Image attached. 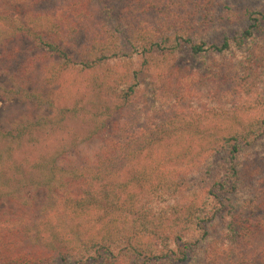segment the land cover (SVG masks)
Masks as SVG:
<instances>
[{
    "label": "trees",
    "instance_id": "1",
    "mask_svg": "<svg viewBox=\"0 0 264 264\" xmlns=\"http://www.w3.org/2000/svg\"><path fill=\"white\" fill-rule=\"evenodd\" d=\"M161 16L153 0H0V64L11 84L0 93L39 110L0 128V264H211L240 244L241 264H264V245L256 244L264 175L252 172L264 114L256 96L240 91L259 61L263 72L253 78L264 77V43L252 45L264 10L249 13L240 37L230 32L232 11L198 4L190 26ZM202 26H216L222 42L208 43ZM183 45L218 57L211 74L220 84L208 94L194 89L198 72L178 66ZM142 72L164 84L152 115L141 103ZM61 75L87 78L78 95L88 90L118 103L61 108L43 95V81ZM81 110L88 111L82 119ZM67 115L83 126L65 125ZM96 140L79 156L83 142ZM221 154L224 167L214 164ZM205 167L218 168L210 183L195 186ZM251 185L263 190L254 194ZM223 201L239 217L212 241L224 207L213 202Z\"/></svg>",
    "mask_w": 264,
    "mask_h": 264
},
{
    "label": "rangeland",
    "instance_id": "2",
    "mask_svg": "<svg viewBox=\"0 0 264 264\" xmlns=\"http://www.w3.org/2000/svg\"><path fill=\"white\" fill-rule=\"evenodd\" d=\"M33 0H29V3H31ZM66 1V0H59V2ZM154 4L159 7V12L161 18L166 19L175 26L182 25L181 21H187L188 25L190 26L193 23H190V16H193L194 9L199 4V7L201 10L208 12L210 9L215 10H222L225 12H230L234 14L233 20H235V24L231 28L230 32L231 35H237L241 36V31H245L248 26V17L249 13L254 10H264V0H153ZM45 5V4H44ZM20 6V5H19ZM18 6V7H19ZM24 5H22L23 7ZM46 6V5H45ZM185 16H188V19ZM180 17V19L178 18ZM161 21L163 22V20ZM177 19V21H176ZM155 22V21H154ZM153 22V23H154ZM161 22V23H162ZM227 24V22H225ZM203 32L207 34L206 38L208 40V43H215L219 45L225 34L223 33H215L217 32L216 26H211L210 29H208L205 26H202ZM207 31V32H206ZM255 42L253 47H256L257 49L262 50V45L260 43H264V19L260 22V26L255 30ZM218 57H216L213 54H207V55H194L191 53L190 49L186 47L185 45L182 46L180 50V57L178 60V66L181 67L183 70L188 69V71H195L198 72L201 79L200 84L193 85L195 91L206 93L210 92V90H213L214 83L220 84V80H217L218 83L214 82L215 79L213 78L212 68L216 66ZM141 62V61H140ZM262 63L259 61L256 66L255 70L258 69L257 72L260 70L263 72ZM3 65L0 64V85L4 86L6 89L11 87V84L8 82L7 78L2 74L3 73ZM257 72L255 73H249L250 79L253 80V83L248 81L243 82L245 87L240 88V91L247 90L248 93L246 94V97L250 96H256V98L260 101L262 104L259 106L261 114H264V77H261L258 79L253 78L255 75H257ZM261 74V73H260ZM84 81L87 82V78H85L84 75L74 77L70 76L68 77L66 75H61L59 80L56 82L54 81H43L44 85H48L46 89L43 91L44 96H48L49 98L55 99V103L57 106L61 108H72L74 106H87V100H93L92 105H90L89 109L92 110H102L104 111V107L110 106L111 108L114 107V104H117L118 101L116 98L113 97H103L102 94L90 92L87 93L88 90H85V94L78 95L74 90H77L78 88H83ZM141 82L143 84V97L141 98L142 105L147 106V111L150 113V115L154 114L156 108L159 106H153V97L154 93L156 91V86L159 88L164 87V84L160 81H153V76L147 72H142ZM213 84V85H212ZM211 85V86H210ZM240 86V85H239ZM238 86V87H239ZM219 87V86H217ZM221 88V87H220ZM222 90V89H221ZM239 93V91H238ZM73 95L72 98H67V96ZM86 96V97H85ZM89 99H86L88 98ZM6 97L0 93V128L2 129H9L11 128L15 123L21 122L26 118H35L39 110L36 107V104L33 102H26L23 99L17 98L13 99L11 101H8L5 99ZM255 100V99H251ZM77 101H80L79 103ZM216 102V99L212 100ZM103 104H106L103 107ZM161 105V104H160ZM161 107L166 108V106L162 105ZM81 112V119L83 118V115H85L87 112ZM106 112V110H105ZM110 112H113L111 110ZM68 114V113H67ZM68 116V120H66L65 125L68 124L71 128H77L80 129L82 125V120L74 121L71 116ZM92 124L84 126L85 130H83V133H85L87 128H91ZM263 130V129H261ZM110 131V126L107 128V132ZM264 132V130H263ZM108 137V134L105 138ZM261 143L258 144L260 153L259 155H256L255 158H252V163L255 165L252 168L253 170L258 169L255 174L258 176L264 175L263 174V168H264V137L260 141ZM84 143V142H83ZM82 143V144H83ZM98 141H88L81 144L83 148V153L79 154V156H84L88 153H92L95 149V147L98 145ZM42 150V148L37 149ZM37 151H33L31 156H36ZM226 160V156L224 154H221V156H218L214 164L218 167H224L226 166L224 161ZM249 163V162H246ZM217 167V168H218ZM252 167V166H251ZM217 168H210L205 167L202 169V171L199 172V176L196 178L198 180L197 185L195 186H203L210 183L213 179V176L216 173ZM253 189V193H259L263 190V187L260 186H254L251 185ZM249 192V189H248ZM264 193V192H263ZM214 206H217L220 208V205H224V207L221 208L219 213H217V219L215 220L214 224L211 226V234H212V241L215 240V238H219L221 233H229V226L231 224V221H233L234 218L239 217L238 212L231 209L228 205H226V202L223 201V203L220 202H213ZM241 206V205H240ZM216 211V210H215ZM235 220V219H234ZM264 220V219H263ZM192 240H198L200 237V233L195 231L193 232ZM228 235V234H227ZM213 243V242H211ZM238 243V241H234V244L232 246H235ZM257 246L264 245V234L261 235L259 240L257 241ZM231 246V245H230ZM230 248V247H229ZM245 246L244 244L237 245V247L230 248L229 253L226 255H218L216 256L215 260L211 261V264H241L243 260H245V254H244Z\"/></svg>",
    "mask_w": 264,
    "mask_h": 264
}]
</instances>
